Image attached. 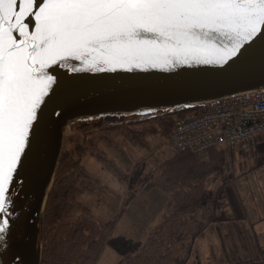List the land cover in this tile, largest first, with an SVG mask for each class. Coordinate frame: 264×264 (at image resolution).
Masks as SVG:
<instances>
[{"label": "snow or ice", "instance_id": "obj_1", "mask_svg": "<svg viewBox=\"0 0 264 264\" xmlns=\"http://www.w3.org/2000/svg\"><path fill=\"white\" fill-rule=\"evenodd\" d=\"M256 58L264 62V0H0V264H26L16 200L21 172L63 116L46 111L55 69L229 73Z\"/></svg>", "mask_w": 264, "mask_h": 264}, {"label": "trees", "instance_id": "obj_2", "mask_svg": "<svg viewBox=\"0 0 264 264\" xmlns=\"http://www.w3.org/2000/svg\"><path fill=\"white\" fill-rule=\"evenodd\" d=\"M196 109H177L142 119L106 115L101 118L105 125L99 130L100 138L114 145L119 156L127 159L125 150L113 141L114 134L121 135L132 146L151 150L149 136H155L158 130L160 135H168L174 115ZM108 120L115 123L110 124ZM88 152L119 180L135 178L134 182H129L119 214L108 220H97L78 200L84 193L79 183L82 179L98 185L101 182L82 164L74 149H65L42 215L39 264H95L109 242L112 243L111 235L119 215L125 212L137 192L151 188L165 192L170 202L142 246L134 253L124 254L114 264H188L194 241L218 214L215 194L219 189L215 191L214 186L218 179H225L229 151L219 148L205 154L178 152L161 161L156 174L148 172L141 176L136 169L131 177L94 146L88 147ZM202 155H206L205 159Z\"/></svg>", "mask_w": 264, "mask_h": 264}, {"label": "water", "instance_id": "obj_3", "mask_svg": "<svg viewBox=\"0 0 264 264\" xmlns=\"http://www.w3.org/2000/svg\"><path fill=\"white\" fill-rule=\"evenodd\" d=\"M54 74L59 77V85L46 111H59L63 116L52 117L56 123L44 150L33 156L30 173L21 172L24 185L16 200L21 215L14 243L28 253L29 264L40 263L43 211L64 152L66 134L77 121L101 119L106 115L142 119L264 90V62L259 58L229 73L206 67H181L173 71L150 69L100 73H73L57 68ZM107 122L115 123L114 120ZM34 224L37 225L36 237L27 247Z\"/></svg>", "mask_w": 264, "mask_h": 264}, {"label": "rangeland", "instance_id": "obj_4", "mask_svg": "<svg viewBox=\"0 0 264 264\" xmlns=\"http://www.w3.org/2000/svg\"><path fill=\"white\" fill-rule=\"evenodd\" d=\"M103 121L105 120L100 118L77 121L69 128L64 142V150L74 149L82 164L101 182L98 185L82 179L79 183L84 193L79 196L78 200L92 211L97 220H108L119 214L129 182H134L135 178H129L128 181L119 180L88 152V147L94 146L102 151L108 159L113 160L124 172L129 173L130 177L136 169L141 176L148 172L156 174L158 164L175 154L168 147L167 135H160L159 130L155 136L148 137L151 150L132 146L121 135L114 134L113 141L124 149L127 155V159H122L114 145L113 147L100 138L99 130L105 125ZM205 156L202 155L201 158L205 159ZM224 176L225 179H218L214 186V190L219 189L218 192H220L227 184L225 191L215 194L217 213L219 211L221 215L225 211L224 207H228L225 194L228 196L231 191L238 196L242 209L248 217L238 222L234 229H227L226 224L221 223L222 221L218 222V219L216 223L209 225L194 241L192 256L188 264H264V232H261L264 228L257 227L255 233V228L252 229L256 225L255 222H260V218L264 220V137H258L248 152H228ZM120 221L121 225L131 222L133 226L130 228L133 229L141 227L137 216L131 212H127ZM148 235L149 232L146 231V238L142 244ZM139 238L133 239L129 245H140L141 237ZM111 239L112 243L109 242L95 264H110L113 261L110 258L111 255L119 250L122 253L120 257L118 256L119 259L126 254L124 251L127 252L125 249L128 245H121L122 241H117L112 235ZM206 245H211L212 258H207Z\"/></svg>", "mask_w": 264, "mask_h": 264}, {"label": "built area", "instance_id": "obj_5", "mask_svg": "<svg viewBox=\"0 0 264 264\" xmlns=\"http://www.w3.org/2000/svg\"><path fill=\"white\" fill-rule=\"evenodd\" d=\"M258 137H264V90L223 98L174 115L167 144L174 153L204 154L219 148L245 153Z\"/></svg>", "mask_w": 264, "mask_h": 264}, {"label": "crops", "instance_id": "obj_6", "mask_svg": "<svg viewBox=\"0 0 264 264\" xmlns=\"http://www.w3.org/2000/svg\"><path fill=\"white\" fill-rule=\"evenodd\" d=\"M226 186L227 184L224 186V188L221 189V191H225ZM225 199L227 201L226 205L228 207H224L225 211L221 213V215H219V211H218V214L215 216V220L212 223H216L218 219V222L222 221L221 223L226 224L227 229H234L238 225V222L245 220L248 216L243 211L242 206L240 204V200L234 192L230 191L228 196H226L225 194ZM169 201H170L169 196L162 190L156 188L150 190H143L136 193V196L134 197L130 205L127 207L125 212L119 215L114 230L112 232V237L114 239L120 242L122 241L121 245H128V248L125 249L127 250V252L124 251V253H134L141 247L142 242L146 238L145 237L146 231L150 233L153 230V228L158 224L160 217L163 211L166 209ZM127 212H131V214L137 216L139 225L141 227L137 229L130 228L133 226L131 222H126L125 225L120 224L121 223L120 219L124 218ZM262 220L263 219L260 218L259 223L255 222L256 224L255 227H252L253 230L255 228L254 233L257 227L264 228V220L263 221ZM261 232H264V230H261ZM139 236L141 237L140 245H129V243H132L131 241H133V239L136 238L140 239ZM210 246L211 245H206V249L208 251L207 258H212ZM121 254H122L121 250L112 254L111 255L112 257L110 258L113 261H111V263L109 261V263L114 264L117 260H119L118 256L120 257ZM261 255L263 254L261 253Z\"/></svg>", "mask_w": 264, "mask_h": 264}, {"label": "flooded vegetation", "instance_id": "obj_7", "mask_svg": "<svg viewBox=\"0 0 264 264\" xmlns=\"http://www.w3.org/2000/svg\"><path fill=\"white\" fill-rule=\"evenodd\" d=\"M36 227H37L36 224H34V227H33V235H32V237L29 239V244L27 245V247H28V246H31V244L33 243V241H34V239H35V237H36V233H37V232H35ZM25 259L28 260V253L25 254Z\"/></svg>", "mask_w": 264, "mask_h": 264}]
</instances>
